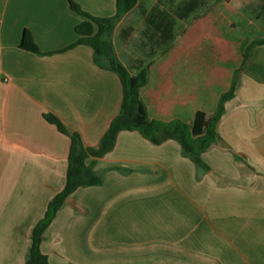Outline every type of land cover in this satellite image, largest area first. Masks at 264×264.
<instances>
[{"label":"crops","instance_id":"obj_1","mask_svg":"<svg viewBox=\"0 0 264 264\" xmlns=\"http://www.w3.org/2000/svg\"><path fill=\"white\" fill-rule=\"evenodd\" d=\"M73 1L94 16L116 14V0ZM165 1L170 10L162 0H139L118 24L128 19L135 33L144 22L150 38L173 41L185 4L179 12L178 0ZM85 19L68 0H0V74L8 77L0 82V264L25 263L33 227L66 182L71 140L44 115L98 147L120 111V78L95 61L90 45L77 43ZM25 29L40 53L20 47ZM187 30L149 63L156 80L143 101L161 116L168 115L154 102L161 96L174 107L179 97L172 94L176 66L195 72L183 54ZM179 54L161 79L158 72ZM167 85L173 89L164 94ZM224 106L218 138L202 153L207 171L178 141L155 144L135 130L120 131L112 150L88 158L103 181L78 188L45 230L49 263L264 264V44L252 49Z\"/></svg>","mask_w":264,"mask_h":264},{"label":"trees","instance_id":"obj_2","mask_svg":"<svg viewBox=\"0 0 264 264\" xmlns=\"http://www.w3.org/2000/svg\"><path fill=\"white\" fill-rule=\"evenodd\" d=\"M68 2L72 9L86 18L76 26V32L80 35L77 43L90 45L94 49L95 61L100 66H105L118 75L122 84L123 100L119 113L111 121L98 147L85 146L80 134L69 131L57 116L51 113L44 115L49 123L54 124L61 133L70 138L71 147L65 185L48 202L44 216L33 227L31 243L24 264H50L48 256L41 249L45 230L55 218L59 209L78 188L102 183L103 174L94 169L93 163H87V159L101 157L112 150L120 131H138L155 144H160L167 139H174L180 143L182 153L185 156L193 160L199 168L209 170V166L202 158V153L210 148L218 138V123L225 112L224 104L234 96L236 90L237 78L235 74L229 89L222 93L218 107L210 117H207L204 110L198 109L190 122L181 119L164 121L150 118L143 101V89L148 84L152 66L148 64L141 68L137 74H133L118 59L113 43L116 25L125 14L138 5L139 0H116V14L112 17L94 16L84 11L73 0H68ZM198 6L199 0H188L184 6V17H187ZM206 20V16L198 17L190 29L186 31L183 54L187 57L188 63L195 64V73H206L211 82H220L229 75V69L222 63L237 62L242 57L241 67L236 71L243 69L249 62L253 47L263 45L264 40L247 45L245 52L241 55L234 49L233 42L226 39L217 29L215 38L211 43L203 44L200 47L195 44L194 38L197 36L196 31L199 30V35L206 27ZM20 47L30 52L40 53L32 33L27 29L22 33ZM181 57V54L170 57L172 59L168 60L166 70L158 72L161 79L171 73L173 65ZM217 61L222 63L217 64ZM161 84L160 82L157 89L161 88ZM162 88L164 94L173 89L171 85ZM154 106L163 114L171 115L173 103H163L161 96L154 102Z\"/></svg>","mask_w":264,"mask_h":264},{"label":"rangeland","instance_id":"obj_3","mask_svg":"<svg viewBox=\"0 0 264 264\" xmlns=\"http://www.w3.org/2000/svg\"><path fill=\"white\" fill-rule=\"evenodd\" d=\"M183 1L186 4L188 0ZM162 2L163 10L171 9L169 2L165 0ZM181 3L182 0H178L179 12ZM134 12L131 14H136ZM201 16H206V27L201 35L199 33L200 36L197 34L194 38L200 47L211 43L213 27H218V30L233 42L234 49L241 55L245 52L247 45L264 40V0H199V6L185 17L183 26L179 25L178 38L173 41L162 42L159 38H150L145 32L147 25L144 22L138 26L135 33L128 29V19L117 24L113 42L121 61H124V65L126 64L133 74H137L150 62L158 61L171 45L180 42L182 31L187 30L194 20ZM220 63L222 62L217 61V64ZM222 64L229 69V75L220 82H211L206 73H192L183 68V64L177 65L173 75L177 86L172 94H178L179 97L173 107V114L171 116L158 115L153 106L144 101L149 117L164 121L181 119L190 122L198 109L204 110L207 117H210L216 111L222 93L229 89L235 74L238 80L242 69L236 70L241 67L242 57L237 62ZM155 80V73L150 74L148 84L153 85Z\"/></svg>","mask_w":264,"mask_h":264},{"label":"built area","instance_id":"obj_4","mask_svg":"<svg viewBox=\"0 0 264 264\" xmlns=\"http://www.w3.org/2000/svg\"><path fill=\"white\" fill-rule=\"evenodd\" d=\"M1 81H4V82H5V81H8V77L3 76V75L0 74V82H1Z\"/></svg>","mask_w":264,"mask_h":264}]
</instances>
